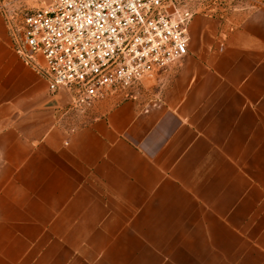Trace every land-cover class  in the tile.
I'll list each match as a JSON object with an SVG mask.
<instances>
[{"label":"crops","instance_id":"1","mask_svg":"<svg viewBox=\"0 0 264 264\" xmlns=\"http://www.w3.org/2000/svg\"><path fill=\"white\" fill-rule=\"evenodd\" d=\"M47 1L0 0V264H264V0L83 108L14 49Z\"/></svg>","mask_w":264,"mask_h":264},{"label":"built area","instance_id":"2","mask_svg":"<svg viewBox=\"0 0 264 264\" xmlns=\"http://www.w3.org/2000/svg\"><path fill=\"white\" fill-rule=\"evenodd\" d=\"M192 17L182 0H52L7 23L15 51L78 108L170 70Z\"/></svg>","mask_w":264,"mask_h":264},{"label":"rangeland","instance_id":"3","mask_svg":"<svg viewBox=\"0 0 264 264\" xmlns=\"http://www.w3.org/2000/svg\"><path fill=\"white\" fill-rule=\"evenodd\" d=\"M51 1L52 0H48L47 2H45L44 5L50 3ZM182 1L184 5L186 6V8L190 9L193 14L197 12L210 13V14H224V13H229L234 9L235 10L237 9L239 11H244L248 5L257 4L261 0H182ZM35 9L36 8L30 7V6H22V7L15 8L13 11H11L10 14L14 16L19 26L21 16L26 11L35 10ZM118 94H123V92H114L109 95H118ZM88 105L80 106L78 108H83Z\"/></svg>","mask_w":264,"mask_h":264},{"label":"water","instance_id":"4","mask_svg":"<svg viewBox=\"0 0 264 264\" xmlns=\"http://www.w3.org/2000/svg\"><path fill=\"white\" fill-rule=\"evenodd\" d=\"M59 90H62V88H60Z\"/></svg>","mask_w":264,"mask_h":264}]
</instances>
